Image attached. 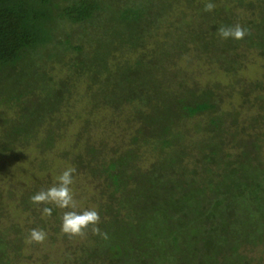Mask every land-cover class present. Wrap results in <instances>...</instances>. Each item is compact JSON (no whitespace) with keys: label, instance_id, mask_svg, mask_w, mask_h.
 I'll use <instances>...</instances> for the list:
<instances>
[{"label":"trees","instance_id":"16d2710c","mask_svg":"<svg viewBox=\"0 0 264 264\" xmlns=\"http://www.w3.org/2000/svg\"><path fill=\"white\" fill-rule=\"evenodd\" d=\"M235 24L243 39L218 37ZM253 55L264 60V0H0V224L6 198L60 231L65 209L31 201L54 184L43 157L56 152L92 184L107 236L86 230L70 264H264V75H242ZM204 68L230 81L202 82ZM31 149L49 175L29 187L12 169ZM24 248L17 226L0 229V264Z\"/></svg>","mask_w":264,"mask_h":264},{"label":"rangeland","instance_id":"374dc122","mask_svg":"<svg viewBox=\"0 0 264 264\" xmlns=\"http://www.w3.org/2000/svg\"><path fill=\"white\" fill-rule=\"evenodd\" d=\"M246 67L247 69L242 72V75L247 79L257 80L264 75V60L258 59L254 55L251 57V63ZM194 70H196L195 74H197V72L199 71L195 67ZM200 73L202 82L221 81L223 83H228L230 81L229 77L223 76L221 73L210 74L207 68H204ZM110 118H112L110 112H103L99 113L98 118L96 119H101L102 121H104V123H106ZM74 132V128L68 131L67 138L58 147L59 151L67 150L70 148L74 141ZM100 134L96 135L97 139L99 140L101 139L100 137H103V133L101 135ZM25 156L27 158L23 162L15 165L12 169V172L14 173L16 179L24 181L29 187H32V185H34L33 183L35 181V178L40 175H44L43 177L41 176V179H47L48 175L51 174L48 181L50 180L51 184L55 183V177L58 176L65 169V167L70 166L69 163L66 162V160L58 158L56 152L49 153L48 155L42 157L46 158L49 161L50 170L48 172L50 173L45 174L46 172H42L39 174L38 171L29 164V161H32L33 159H35V157H38V152L34 149H31L30 151L25 152ZM2 179L3 178L0 177V188L3 191H6L8 190V185H6L5 180L3 183ZM70 187L77 205L76 209L95 207V204H92L93 201L91 199L96 195V191H94L92 184H90L84 176L77 175L73 177V183ZM23 190L24 189L22 187H18L15 189L17 197ZM4 199L6 201V204L8 205L6 209V216L1 220L0 229L3 227H10L14 225L17 226L20 230V235L24 236L25 248L23 249V257L17 261V264H70L67 256L72 255L73 250L68 251L69 246L72 249V247L75 248L84 243V236H79L71 238L69 241H64L61 231L55 233L48 227L46 230H44L46 233V239L44 240V242L40 244L30 243L27 239L29 230L33 228L41 229L40 226L37 225L38 221L29 213L21 212L17 208L16 202H8L6 198ZM67 210L69 209H65V211Z\"/></svg>","mask_w":264,"mask_h":264},{"label":"clouds","instance_id":"9594fccd","mask_svg":"<svg viewBox=\"0 0 264 264\" xmlns=\"http://www.w3.org/2000/svg\"><path fill=\"white\" fill-rule=\"evenodd\" d=\"M212 3L205 4V10L211 11ZM247 30L240 24L233 26H221L217 29V35L221 40H235L239 41L244 38ZM74 169L70 166L55 177V183L47 188L41 190L31 197L33 204H51L59 209H69L63 212L61 217L60 231L62 234L69 237H79L85 234L86 230L90 229L93 234H100L103 238H107L105 233H101L97 227L99 223V214L95 208L82 209L76 211V202L73 197L71 185L73 183L72 174ZM52 208L43 207L42 215H51ZM28 242L40 244L46 239V233L43 229L33 228L29 230Z\"/></svg>","mask_w":264,"mask_h":264}]
</instances>
